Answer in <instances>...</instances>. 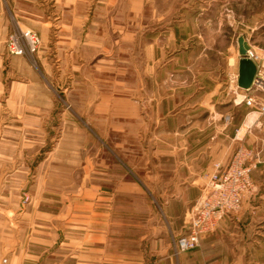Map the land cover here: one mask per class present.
<instances>
[{
    "label": "rangeland",
    "instance_id": "1",
    "mask_svg": "<svg viewBox=\"0 0 264 264\" xmlns=\"http://www.w3.org/2000/svg\"><path fill=\"white\" fill-rule=\"evenodd\" d=\"M81 3L77 0L80 8ZM98 3L91 0L90 7ZM104 3V56L83 50L87 38L76 34L71 51L58 52L55 37L49 36L33 56L23 57L26 76L15 81H23L32 92L29 105L37 104L36 98L46 106L43 113L28 111L26 141L27 154L43 158L45 192L28 188L22 198L12 195V209L21 206L11 211L12 231L18 232L19 214L29 207L32 216L35 211L56 215L60 235L84 231L81 223L68 219L78 222L105 214L107 233L121 235L124 250L138 249L145 260L150 216H162L158 202L185 195L194 205L201 196V176L208 171L177 175L185 159L193 162L215 150L228 156L216 163L227 164L240 146L264 155V127L259 125L264 117L257 107L241 104L244 92H236L235 83L238 35L245 31L250 45L264 50V0ZM22 29L40 36L33 27ZM103 60L107 63L97 69ZM36 91L44 96L36 97ZM237 132L242 141L236 139ZM88 169L89 182L83 177ZM83 179L96 191L81 192ZM198 179L202 187L195 195ZM253 179L257 191L244 205L251 202L258 208L264 201V163L254 170ZM36 197L42 203L35 209ZM94 223L90 228H98ZM27 231V252L34 255L35 228L28 225ZM9 259L10 264L25 260ZM26 260L33 264L34 257ZM43 264H51V258L45 257Z\"/></svg>",
    "mask_w": 264,
    "mask_h": 264
},
{
    "label": "crops",
    "instance_id": "2",
    "mask_svg": "<svg viewBox=\"0 0 264 264\" xmlns=\"http://www.w3.org/2000/svg\"><path fill=\"white\" fill-rule=\"evenodd\" d=\"M79 1L82 2L81 8L77 0H0V263L8 259L10 264L9 257L15 256L20 260L25 258L22 260L24 264H31L26 260L28 257H34L33 264H43L45 257L49 256L51 264H264V201L258 208L257 204L247 203L240 214L227 217L214 234L206 236L200 248L179 255L173 251V239L186 232L193 205L187 203L185 195L158 202L162 216L154 213L150 216V242L145 260L140 259L138 249L124 250L121 235L107 233L105 214L93 219L86 216L88 219L78 222H75V217L68 219L70 223H81L84 231L60 235L56 215L44 216L42 212L35 211L32 216L29 207L19 214L18 232L12 231L11 211L21 210L20 204L12 209V195L22 194V198L28 188L30 192H45L42 189L43 158L28 155L26 141L28 111L43 113L46 106L36 98L34 102L37 104L27 103L32 92L23 81H18L26 76L22 67L24 58L8 54L7 40L17 29L33 27L44 42L49 36L51 40L55 37L54 48L59 52L74 49L78 38L76 34H83L81 38H87L82 44L83 50H93L98 56H104L107 51L105 0H98L93 9L90 7L91 0ZM244 21L243 26L247 25ZM252 31H257V28ZM114 33H117L116 30ZM241 36L246 38V32L238 35L237 43ZM249 40L252 42L254 38L249 37ZM40 59L47 69L46 59L42 56ZM106 63V60L98 61L96 68L102 69L101 65ZM15 78L18 80L15 81ZM35 94L36 97L44 96L40 91ZM226 155L214 150L202 158H195L193 162L185 159V167L177 175H201L211 170L214 163L226 160ZM90 174L89 169L83 173L88 182ZM200 181L195 182V195L201 190ZM84 182L85 179L81 192L90 194L96 191L90 183ZM41 203L37 197L32 202L35 209ZM87 204L92 205L90 202ZM91 222H96L98 228H90ZM28 225L35 228L34 255L27 252ZM16 240L19 243L12 249ZM141 257L144 258V255Z\"/></svg>",
    "mask_w": 264,
    "mask_h": 264
},
{
    "label": "built area",
    "instance_id": "3",
    "mask_svg": "<svg viewBox=\"0 0 264 264\" xmlns=\"http://www.w3.org/2000/svg\"><path fill=\"white\" fill-rule=\"evenodd\" d=\"M246 41L250 49L244 57L257 65V77L248 90L239 87L237 77L236 92H244L241 104L257 107L258 115L264 117V50L259 52ZM41 44L42 39L37 33L19 28L9 36L7 49L11 56H33ZM238 57L241 58L239 53ZM259 125L264 127V121ZM236 139L242 141L239 132ZM263 161V151L256 152L240 146L229 163H215L211 170L201 176V196L192 207L187 230L173 239L172 246L176 255L200 248L206 236L214 234L227 217L242 210L245 201L257 191L253 172ZM0 264H9V261L3 259Z\"/></svg>",
    "mask_w": 264,
    "mask_h": 264
},
{
    "label": "water",
    "instance_id": "4",
    "mask_svg": "<svg viewBox=\"0 0 264 264\" xmlns=\"http://www.w3.org/2000/svg\"><path fill=\"white\" fill-rule=\"evenodd\" d=\"M238 48L241 56L238 62V85L241 89L248 90L252 87L257 77L258 69L252 60L244 57L250 46L243 36L238 40Z\"/></svg>",
    "mask_w": 264,
    "mask_h": 264
},
{
    "label": "bare ground",
    "instance_id": "5",
    "mask_svg": "<svg viewBox=\"0 0 264 264\" xmlns=\"http://www.w3.org/2000/svg\"><path fill=\"white\" fill-rule=\"evenodd\" d=\"M251 123H252V120H250L249 124H251Z\"/></svg>",
    "mask_w": 264,
    "mask_h": 264
}]
</instances>
